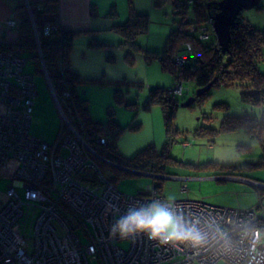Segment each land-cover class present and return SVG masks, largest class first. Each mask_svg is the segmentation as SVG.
Here are the masks:
<instances>
[{
    "label": "built area",
    "instance_id": "1",
    "mask_svg": "<svg viewBox=\"0 0 264 264\" xmlns=\"http://www.w3.org/2000/svg\"><path fill=\"white\" fill-rule=\"evenodd\" d=\"M33 23L40 53L39 32ZM18 24L13 18L5 22L7 29ZM55 29L47 25L44 31L50 34ZM200 38L208 39L209 32L205 29ZM192 54L188 43L183 53L175 55L176 62L184 66ZM27 63L24 54L0 49V168L16 162L6 199H0V264H91L97 259L102 264H264V197L258 207L247 210L200 200H171L218 225L208 245L198 250H177L147 238L110 239L114 216L106 213L108 202L118 204L123 212L129 204L169 199L159 193L158 185L133 196L118 190L93 158L96 154L86 128L73 124L68 92L59 97L52 89L62 115L53 144L34 137L30 123L37 92L33 74L26 72ZM172 91L182 95L183 82L176 80ZM97 141L105 144L107 139ZM222 177L264 185L243 177ZM120 241H129V248L119 245Z\"/></svg>",
    "mask_w": 264,
    "mask_h": 264
},
{
    "label": "rangeland",
    "instance_id": "2",
    "mask_svg": "<svg viewBox=\"0 0 264 264\" xmlns=\"http://www.w3.org/2000/svg\"><path fill=\"white\" fill-rule=\"evenodd\" d=\"M130 2L138 13L150 16L148 32L137 37L141 46L139 49L122 45V37L110 28L112 19L118 24L126 21ZM97 5L98 25L101 30L80 32L70 52L72 71L80 74L83 79L76 86L77 92L82 99L87 100L92 122L104 124L110 139L115 141L123 156L133 157L150 144H154L157 150L161 151L166 139L164 112L161 103L151 100L152 90L171 89L176 84V78L171 69L163 67L159 58L148 59L147 54L150 52L147 51L164 49L170 31L179 27L180 15L176 14L171 1L160 7L154 5V0H97ZM114 5L118 15L108 16ZM27 6L29 8L31 4ZM242 16L245 22L263 30L264 0L258 8L244 10ZM60 26L63 28L61 22ZM52 27L57 29L58 26ZM211 28L213 30L212 25ZM91 38H96L105 45L90 46ZM32 54L30 51L24 53L28 59L26 72L33 74L37 92L31 112L30 132L34 137L52 145L61 126L62 115L53 95L54 88L45 73L37 70ZM41 54L40 50V56ZM176 54L172 56L173 62L175 67L180 68L182 65L176 62ZM42 62L44 63L43 56ZM259 69L264 72V62L259 65ZM180 80L183 82L184 92L182 95H175L180 100V105L174 119V126L179 130V141L171 150L172 156L178 161L166 167V174H160L165 178L149 175L154 173L122 175L116 183L118 190L133 196L158 185L159 193L169 200H200L212 205L242 210L256 205L258 207L261 201L259 195L264 197V185L260 188L238 180L217 181L212 177L214 171L195 166L209 161L242 166L257 163L263 154L257 139L242 128L219 133L212 139L196 137L194 131L203 125L219 129L227 116L249 115L260 120L264 106L243 102L239 86L220 85L213 87L203 100H196L192 106L185 107L181 104L196 93L197 85L193 79ZM169 92L174 95L173 91ZM68 93L69 101L71 92ZM15 166L16 162L12 160L7 168H0V199H6V191L13 178ZM111 167L112 164L103 171L108 179L115 174ZM246 168L249 171L245 170L244 172H248L244 174L249 175L255 182L264 183V166L253 165ZM216 178L218 179L219 175ZM19 191L23 196L24 190ZM67 214L70 222L74 224L72 216ZM119 245L128 249L130 242L120 241ZM91 264L102 262L97 259L92 260ZM218 264L227 263L220 261Z\"/></svg>",
    "mask_w": 264,
    "mask_h": 264
},
{
    "label": "trees",
    "instance_id": "3",
    "mask_svg": "<svg viewBox=\"0 0 264 264\" xmlns=\"http://www.w3.org/2000/svg\"><path fill=\"white\" fill-rule=\"evenodd\" d=\"M167 1L172 2L176 14L180 15L179 27L170 31L162 51H147L150 52L147 54V58H159L165 69H171L175 73L176 80L193 79L197 89L207 86L211 82H214L213 87L239 86L243 102L264 106V72L259 69V65L264 62V29H258L245 22L241 13L231 29L232 40L229 50L223 52L214 30L211 28L212 17L219 11V0H154V5L160 7ZM23 8L25 17L17 27L18 41L8 44L0 43V49L16 51L21 54L30 51L36 60L37 70L45 73L44 67H46L57 95L63 97L66 92H71V99L69 101L66 99V102L72 111L73 124L78 128L81 126L86 128L96 154L93 158L101 170H106L111 164H117L131 170L159 175L166 174V167L178 161L171 154L173 145L179 141L177 138L179 130L174 126V119L180 100L169 92L173 87L152 90L151 100L161 103L164 112L166 139L161 151H158L154 144H150L133 157L123 156L118 151L115 141L110 139L104 124L92 122L87 109V100L82 99L76 89L77 84L83 79L80 74L72 71L70 52L80 32L87 31L61 28L59 0H45L42 4H31L30 9L28 6H23ZM91 14L98 15L95 4L92 5ZM115 14L118 15L114 5L108 16ZM33 21L39 32L44 64L40 58ZM47 25L58 27L50 34H45L44 29ZM149 26L150 16L138 13L136 7L130 2L128 18L123 23L115 24L112 29L122 37V45H131L135 49H139L141 46L137 42V37L147 33ZM205 29L209 32V38L201 39L200 35ZM188 43L193 46V54L184 66L177 68L172 56L178 51L183 53ZM89 45L100 46L105 43L91 38ZM207 95L208 93L198 97L197 100H203ZM240 128L259 142L263 152L259 162L250 166H242L209 161L195 166L214 171V173L221 172L219 175L252 179L249 175L244 174L249 171L246 167L264 166V109L260 120L249 115L227 116L219 129L203 125L198 127L194 134L199 138L212 139L219 133L232 132ZM104 136L107 139L106 143L99 144L98 138ZM181 164H183L182 161ZM110 169L115 174L109 178L115 183L120 176L130 173L114 166ZM245 170L248 171L244 172Z\"/></svg>",
    "mask_w": 264,
    "mask_h": 264
},
{
    "label": "clouds",
    "instance_id": "4",
    "mask_svg": "<svg viewBox=\"0 0 264 264\" xmlns=\"http://www.w3.org/2000/svg\"><path fill=\"white\" fill-rule=\"evenodd\" d=\"M106 213L114 216L109 227L110 239L135 242L147 238L177 250L204 248L212 231L218 229L209 218L175 201L158 198L129 204L123 212L118 204L108 202Z\"/></svg>",
    "mask_w": 264,
    "mask_h": 264
},
{
    "label": "crops",
    "instance_id": "5",
    "mask_svg": "<svg viewBox=\"0 0 264 264\" xmlns=\"http://www.w3.org/2000/svg\"><path fill=\"white\" fill-rule=\"evenodd\" d=\"M43 2H45V0H0V43L8 44L18 41L19 34L17 27L15 29L13 28L8 30L5 26V22L8 19L14 18L18 23H20L25 17V9L23 6L35 3L42 4ZM93 4L97 6L99 14L97 0H59L60 22L63 29L77 31L101 30V27L98 25V15L93 16L91 14ZM120 21L121 20H119V22ZM115 24H118V22L112 19V23L110 24V26H112L110 28H112ZM107 29H109V27H107ZM218 175L219 173L216 172L213 173L212 177H214L217 181L228 180H218L216 178Z\"/></svg>",
    "mask_w": 264,
    "mask_h": 264
},
{
    "label": "water",
    "instance_id": "6",
    "mask_svg": "<svg viewBox=\"0 0 264 264\" xmlns=\"http://www.w3.org/2000/svg\"><path fill=\"white\" fill-rule=\"evenodd\" d=\"M263 0H221L219 1V11L212 17L213 30L218 38V41L223 49V52L229 50L232 33L231 29L236 24L237 18L244 10H250L260 6ZM214 86V82L209 83L207 86L200 87L197 89L195 95L189 98L187 101L183 102L181 105L185 107L192 106L198 97L208 93ZM180 103L178 104V106ZM114 167L126 170L133 174H148L142 171L127 169L123 166L112 164ZM154 178H165L158 174H149ZM218 179L225 180L224 177L219 175ZM239 182H243L238 180Z\"/></svg>",
    "mask_w": 264,
    "mask_h": 264
},
{
    "label": "bare ground",
    "instance_id": "7",
    "mask_svg": "<svg viewBox=\"0 0 264 264\" xmlns=\"http://www.w3.org/2000/svg\"><path fill=\"white\" fill-rule=\"evenodd\" d=\"M30 14H32V12H30Z\"/></svg>",
    "mask_w": 264,
    "mask_h": 264
}]
</instances>
